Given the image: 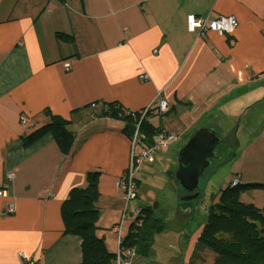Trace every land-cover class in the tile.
I'll return each instance as SVG.
<instances>
[{
    "label": "crops",
    "instance_id": "crops-1",
    "mask_svg": "<svg viewBox=\"0 0 264 264\" xmlns=\"http://www.w3.org/2000/svg\"><path fill=\"white\" fill-rule=\"evenodd\" d=\"M189 14L233 15L238 25L202 35L188 30ZM159 98L169 104L163 114ZM114 101L131 112L150 107L155 130L177 136L169 150L204 126L239 138L255 107L264 117V0H0V264H21V251L42 264L82 261L62 205L90 170L101 171L97 234L105 239L109 228L119 241L126 207L133 214L141 204L130 206L116 186L132 141L124 121L101 115ZM47 110L70 121V153L51 133L25 145Z\"/></svg>",
    "mask_w": 264,
    "mask_h": 264
},
{
    "label": "trees",
    "instance_id": "trees-1",
    "mask_svg": "<svg viewBox=\"0 0 264 264\" xmlns=\"http://www.w3.org/2000/svg\"><path fill=\"white\" fill-rule=\"evenodd\" d=\"M58 36L65 40L72 39L64 34ZM107 107L101 115L124 121L123 132L130 138L139 123L140 131L149 137L148 140L157 132L147 120L148 114L142 119L141 111L131 112L116 101L107 103ZM46 114L49 121L26 135L25 145L51 133L62 152L70 153L75 142V134L69 128L70 121L50 110ZM100 176L99 170L88 171L86 185L74 188L62 205L65 232L82 238V261L79 264H117V253L111 252L105 239L97 234ZM234 180H238V183L234 184ZM240 182L235 177L229 186L221 189L217 200L210 205L209 218L203 225L192 258L200 260L195 254L206 250L214 255V264H264V207L240 200ZM243 186L264 187V183L253 181ZM157 206V202H154L140 207L136 221L129 226L127 235L122 239L123 250L135 249L137 253L145 255L149 252L154 234L161 232L165 225L157 216Z\"/></svg>",
    "mask_w": 264,
    "mask_h": 264
},
{
    "label": "rangeland",
    "instance_id": "rangeland-1",
    "mask_svg": "<svg viewBox=\"0 0 264 264\" xmlns=\"http://www.w3.org/2000/svg\"><path fill=\"white\" fill-rule=\"evenodd\" d=\"M261 107L262 105L255 107L252 116L244 118L243 133L239 138L236 137L235 131L222 138L216 149L219 158L213 159L210 167L200 177L196 190L200 196L197 198L185 200L191 193L174 177L180 149L176 150L174 146H171L170 150L163 148L155 153V162H143L142 170L136 177L139 181L136 187L138 197L132 200L130 206L132 203L144 206L158 202L157 216L165 225L161 232L154 234L146 255L137 253L134 249L136 255L130 264H190L203 225L209 218L210 205L217 200L221 189L229 186L235 177L241 181L240 200L259 208L264 207V187L243 186L252 183L247 182V178L264 183V117ZM183 143L184 138L175 145L180 146ZM176 208L184 213H180ZM126 215L122 237L127 235L129 226L136 221L135 212L132 214L131 209ZM105 231L108 249L117 253L118 234L113 236L109 228ZM198 254L195 255L200 260L193 257L191 264H214V255L209 251L201 250Z\"/></svg>",
    "mask_w": 264,
    "mask_h": 264
},
{
    "label": "built area",
    "instance_id": "built-area-1",
    "mask_svg": "<svg viewBox=\"0 0 264 264\" xmlns=\"http://www.w3.org/2000/svg\"><path fill=\"white\" fill-rule=\"evenodd\" d=\"M238 25L237 19L235 16H220L217 18H207V17H199L195 14H189L187 17V27L191 32L198 31L200 34L204 35L207 31H214L218 34H232ZM69 67V65H67ZM169 109L168 101L159 98L157 102V106L155 107V111L163 114L165 111ZM152 110L146 108L141 111L143 119L148 112ZM25 122V120H24ZM177 136L174 134H170L166 131H157L153 134L151 140H148L147 137L140 131V123L137 124L136 130L131 138L132 141V157L130 166L128 168L127 175L119 179L116 182V186L122 188L125 193L126 203L136 199L138 197L137 193V174L142 168V164L144 161H153L155 153L160 151L163 148H166L170 143L175 141ZM14 172L8 171L5 176L8 181H12L14 178ZM238 180H234V184H237ZM6 190L0 189V196H6ZM7 212L14 213L15 212V204L14 202H9L7 205ZM128 212V208L126 207L125 213L123 215L122 221L120 225L116 227V232L119 233V249L117 252V264H130L131 260L136 255L134 249L123 250L121 248L122 236H121V228L122 223L126 218V214ZM140 208L135 211V217L139 215ZM21 256V264H42L38 259H34L29 256L24 251L20 252Z\"/></svg>",
    "mask_w": 264,
    "mask_h": 264
},
{
    "label": "water",
    "instance_id": "water-1",
    "mask_svg": "<svg viewBox=\"0 0 264 264\" xmlns=\"http://www.w3.org/2000/svg\"><path fill=\"white\" fill-rule=\"evenodd\" d=\"M222 137L213 127H201L177 154L175 178L189 193L185 200L198 197L200 177L210 167L212 160L219 158L216 152Z\"/></svg>",
    "mask_w": 264,
    "mask_h": 264
}]
</instances>
